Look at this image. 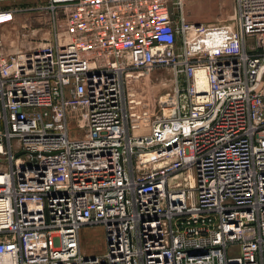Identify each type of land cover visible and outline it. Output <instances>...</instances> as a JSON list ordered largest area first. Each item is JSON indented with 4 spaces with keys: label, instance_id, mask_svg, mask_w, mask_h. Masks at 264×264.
<instances>
[{
    "label": "built area",
    "instance_id": "built-area-1",
    "mask_svg": "<svg viewBox=\"0 0 264 264\" xmlns=\"http://www.w3.org/2000/svg\"><path fill=\"white\" fill-rule=\"evenodd\" d=\"M1 1L0 264H264V0L234 27L182 0H43L53 41L8 54ZM161 67L173 91L134 135L125 75Z\"/></svg>",
    "mask_w": 264,
    "mask_h": 264
},
{
    "label": "rangeland",
    "instance_id": "rangeland-1",
    "mask_svg": "<svg viewBox=\"0 0 264 264\" xmlns=\"http://www.w3.org/2000/svg\"><path fill=\"white\" fill-rule=\"evenodd\" d=\"M31 5L38 6L43 0H29ZM2 6L5 1H1ZM183 15L187 23L192 25L225 24L234 27L236 15L235 0H182ZM43 11V10H38ZM171 11L176 18L180 8L171 4ZM53 41V40H52ZM51 41V42H52ZM2 50L8 54L4 40ZM8 49V48H7ZM23 50L17 49L15 50ZM14 53V52H12ZM126 95L129 122L136 129H143L142 125L148 120L158 105L159 97L169 95L173 91V73L170 68L132 69L125 75ZM143 97V98H142ZM142 98L140 101H135ZM5 167L0 160V168ZM80 243L85 255L102 254L106 250V236L103 225H86L80 230Z\"/></svg>",
    "mask_w": 264,
    "mask_h": 264
},
{
    "label": "crops",
    "instance_id": "crops-1",
    "mask_svg": "<svg viewBox=\"0 0 264 264\" xmlns=\"http://www.w3.org/2000/svg\"><path fill=\"white\" fill-rule=\"evenodd\" d=\"M2 1H5L4 8L13 10L12 21L4 24L1 28L2 39L7 52L12 53L17 49L31 50L44 40L52 41L54 39V28L50 13L34 9L35 7L31 5L32 2L29 0ZM142 98L135 101H140ZM156 107L158 108L153 110L148 120L142 125V130L136 129L135 125L133 127L130 125L132 134L143 135L149 131L154 116L159 112V106L156 105Z\"/></svg>",
    "mask_w": 264,
    "mask_h": 264
}]
</instances>
